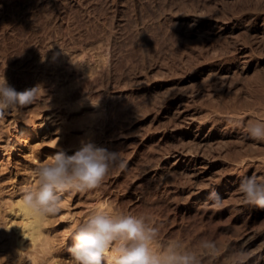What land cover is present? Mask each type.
Masks as SVG:
<instances>
[{
    "label": "rangeland",
    "instance_id": "1",
    "mask_svg": "<svg viewBox=\"0 0 264 264\" xmlns=\"http://www.w3.org/2000/svg\"><path fill=\"white\" fill-rule=\"evenodd\" d=\"M137 1L21 0L0 8V77L17 91L42 86L36 104L0 115V264L19 263L9 214L14 190L34 186L38 166L57 151L73 154L82 141L118 152L123 162L90 195L113 211L144 216L159 229L160 245L179 240L200 264H231L240 250L264 261V210L217 190L222 206L205 207L189 197L192 184L172 167L173 158L159 164L168 147L164 130L182 102L205 118L206 131L217 115L220 128L233 127V136L210 149L225 158L219 172L244 157L238 176L262 172L264 141L245 129L264 119V0ZM72 93L81 96L66 100ZM14 120L37 132L23 147ZM85 194L65 192L60 211L46 215L55 246L31 264H74L69 236L90 212ZM204 239L217 243L215 256L199 247Z\"/></svg>",
    "mask_w": 264,
    "mask_h": 264
},
{
    "label": "clouds",
    "instance_id": "2",
    "mask_svg": "<svg viewBox=\"0 0 264 264\" xmlns=\"http://www.w3.org/2000/svg\"><path fill=\"white\" fill-rule=\"evenodd\" d=\"M41 88L37 85L17 91L5 76L0 77V115L36 104L41 99ZM245 130L252 139L264 141V119L250 121ZM117 163L123 166L118 152L90 141H82L71 155L57 151L37 167L36 183L23 189L22 203L34 214H56L65 192H85L100 187ZM238 191L246 203L264 210V177L244 178ZM208 202L213 208L222 206L215 191L209 193L205 207L209 206ZM72 239L74 243L68 251L74 264H200L199 256L187 250L179 240L170 239L160 245L159 229L146 222L144 216L113 211L107 202L93 208L74 226ZM199 247L211 256L219 251L213 240L204 239ZM248 256L242 250L236 251L230 257L231 264H246Z\"/></svg>",
    "mask_w": 264,
    "mask_h": 264
},
{
    "label": "bare ground",
    "instance_id": "3",
    "mask_svg": "<svg viewBox=\"0 0 264 264\" xmlns=\"http://www.w3.org/2000/svg\"><path fill=\"white\" fill-rule=\"evenodd\" d=\"M18 1H21V0H0V8L8 7V6L12 5L13 3H14L13 5H15V3ZM39 1L41 3H45L48 1L49 2H51V1L56 2L59 0H39ZM165 1L166 0L160 1V3H157V4L160 5L161 2H165ZM150 2H151V0H150ZM150 2H148V3H150ZM158 2H159V0H158ZM182 2H183V0H182ZM133 3H134V1H133ZM133 3L131 2V4H133ZM18 4H19V2H18ZM125 4H126V2H125ZM150 4H153V3H150ZM162 5H160V6H162ZM213 19H214V17H213ZM213 19H210V22L207 23V25L209 27H212L214 25L215 20H213ZM224 28H225L224 26L221 27V29H224ZM263 29H264V26H263ZM239 50H240V52H243L244 47L240 48ZM231 61H232V59H231ZM4 70H6V69H4ZM221 70H222V73L224 74V76L229 77V75L232 74L231 73L232 72L231 67H229V66L227 67L225 65L224 67H222ZM0 71H3V70H0ZM3 72H1V73H3ZM215 73H217V72H215ZM82 83H85V81H82ZM86 85H84V86H86ZM76 87H78V86H76ZM75 90H80V89L78 88ZM82 90H85V88ZM86 90H87V88H86ZM82 93L83 92H81V90H80V94H82ZM86 93H88V92H86ZM80 94L74 95L72 93V95L67 96L65 99L66 100L68 99L69 101H73L77 97L81 96ZM224 106H225V104H224ZM226 107L222 106V108H224V109ZM229 108L231 110L233 109V108H231V106ZM219 109H221V108L219 107ZM226 109H228V108H226ZM174 110H175L174 115H172V116H175V117H173L174 119L171 122V124L165 128L166 131L164 130V138H162V139L167 143L168 147L165 150L166 152L164 154H162L163 151L159 152L162 155V158H161L159 164H165V163H168L171 160V158L174 159L172 161V167L175 170L180 171V173L182 175L186 176L187 179H189V181L192 184L191 185V191L189 193V197L194 199V202H203L204 201V203H206L207 198L209 196L208 195L209 188H213L214 191L217 190L218 193H220L221 195L227 194L231 198H238L239 195H242L238 191V188L240 186L241 181L244 178H241L240 175L239 176L237 175V170H239V168L243 167L242 166L243 162L247 159L245 157L244 158L241 157L243 159H239V160L235 161L230 169L224 170V172H219L218 169L223 167V165H224L223 159H225V158H221L220 155H216V154L211 153L213 143H217V144L223 143L228 136H233L230 134L231 133L230 130H232L233 127L230 130L228 127L224 128L222 126V128H220L216 124V122L221 118V116L219 118V117H217L218 116L217 115L216 117L213 116L214 119L213 118L212 119L214 120V122L211 125H209V129L206 131L207 121L206 122L204 121L205 118L203 121H201L202 119L201 120L199 118L197 119L195 116L191 115V113L189 114L187 112V110L185 109V107L182 105V102H181V104L178 103ZM213 110H214V108H213ZM215 111H216V109H215ZM227 111H229V110H227ZM234 111H236V110H234ZM234 111L233 112L231 111L232 113L230 112V114L231 115L234 114L235 113ZM237 111L239 113V110H237ZM249 111L251 112L253 110H249ZM245 112H243V114ZM238 113H237V115H239ZM218 114H219V112H218ZM248 114H249V112H248ZM215 115H216V112H215ZM237 115H236V117H237ZM245 115H247V113H245ZM223 116H224V114H223ZM223 116H222V118H223ZM233 117H231V118L233 119ZM237 118L239 119V116ZM242 118H244V117H242ZM196 123H198V126L196 128H194ZM233 123H234V120H233ZM13 126H14L15 131L18 132V134H17L18 143L22 147L25 146L26 141L31 142L32 137L35 136L37 133L33 124H30V123L15 121ZM21 133L26 134V137L24 139H22V136L20 135ZM238 133H239V131H238ZM236 136H238V135H236ZM238 137H240V136H238ZM237 141H239V140H237ZM166 143H165V145H166ZM220 146H221V144H220ZM160 157L161 156H159V159H160ZM156 160H157V158H156ZM259 161L261 162L262 167H263L262 168L259 166L260 168H262V172L261 173L259 172L260 175L255 174V173L252 175H257L258 177H264V159L259 160ZM158 162H159V160H158ZM257 164H259V163H257ZM154 165L155 164H152V166H154ZM246 167H247V165H246ZM154 168H156V167H154ZM256 169H258V168H256ZM256 171H258V170H256ZM22 192L23 191H21V187H17L14 190L13 193L15 195V198L13 199V202L9 206V210H10L9 214L13 215V218H14V222H13L11 228H13L16 231V233L19 235V238L15 243V245L17 247L16 248L17 252L14 253L15 256L19 259L18 264H23L24 261H27V262L30 261V264H31V263L35 262L41 256H43V257L47 256L48 252L51 249L53 250V248L55 246V242H54V239H52L49 236L50 224H49V221H48L46 215L42 216V215L34 214L30 210L26 209L22 203ZM72 192L73 193H81V192H74V191H72ZM82 193H84V192H82ZM85 193H86L85 194L86 195V208L88 210L91 211L93 208L105 203L103 201L99 200V202H98V201H96V199H93V196L90 195V192L85 191ZM208 205L211 206V202H208ZM23 232H24V235L28 239H26L24 237ZM65 236H67V234H65L64 237ZM69 237L72 238V234ZM71 241H74V240L71 239ZM263 249H264V241H263ZM0 262H1V260H0ZM11 262H9V263L11 264ZM56 262H59V260H56ZM246 262L248 264H264V261H261L259 259V256L256 257V255H254V254H250L248 256V259ZM59 264H61V262H59Z\"/></svg>",
    "mask_w": 264,
    "mask_h": 264
}]
</instances>
